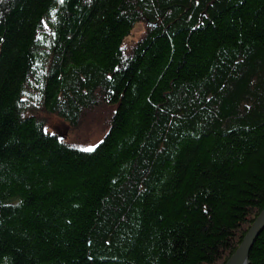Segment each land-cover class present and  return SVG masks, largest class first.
I'll use <instances>...</instances> for the list:
<instances>
[{
	"label": "trees",
	"instance_id": "trees-1",
	"mask_svg": "<svg viewBox=\"0 0 264 264\" xmlns=\"http://www.w3.org/2000/svg\"><path fill=\"white\" fill-rule=\"evenodd\" d=\"M263 210L264 0H0V264H225Z\"/></svg>",
	"mask_w": 264,
	"mask_h": 264
},
{
	"label": "rangeland",
	"instance_id": "rangeland-1",
	"mask_svg": "<svg viewBox=\"0 0 264 264\" xmlns=\"http://www.w3.org/2000/svg\"><path fill=\"white\" fill-rule=\"evenodd\" d=\"M143 25H137L132 34L124 41L125 47H131L142 35ZM114 107L111 109L102 106L93 112L87 113L82 117L80 126L69 129L62 119L53 115H41L48 133H56L64 139V142L71 148L84 151V149H94L104 138L109 130V118Z\"/></svg>",
	"mask_w": 264,
	"mask_h": 264
},
{
	"label": "water",
	"instance_id": "water-1",
	"mask_svg": "<svg viewBox=\"0 0 264 264\" xmlns=\"http://www.w3.org/2000/svg\"><path fill=\"white\" fill-rule=\"evenodd\" d=\"M264 230V210L254 219L234 254L225 264H250L249 254L257 237Z\"/></svg>",
	"mask_w": 264,
	"mask_h": 264
},
{
	"label": "snow or ice",
	"instance_id": "snow-or-ice-1",
	"mask_svg": "<svg viewBox=\"0 0 264 264\" xmlns=\"http://www.w3.org/2000/svg\"><path fill=\"white\" fill-rule=\"evenodd\" d=\"M59 2H60V3H63L64 0H59ZM92 150H93V149H91V148L84 149V151H92Z\"/></svg>",
	"mask_w": 264,
	"mask_h": 264
}]
</instances>
